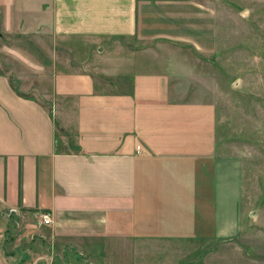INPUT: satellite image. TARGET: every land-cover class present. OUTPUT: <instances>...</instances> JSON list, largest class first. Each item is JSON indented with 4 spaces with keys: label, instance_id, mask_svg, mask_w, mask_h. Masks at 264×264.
Returning <instances> with one entry per match:
<instances>
[{
    "label": "crops",
    "instance_id": "1",
    "mask_svg": "<svg viewBox=\"0 0 264 264\" xmlns=\"http://www.w3.org/2000/svg\"><path fill=\"white\" fill-rule=\"evenodd\" d=\"M209 7L0 0V264H193L240 229Z\"/></svg>",
    "mask_w": 264,
    "mask_h": 264
},
{
    "label": "rangeland",
    "instance_id": "2",
    "mask_svg": "<svg viewBox=\"0 0 264 264\" xmlns=\"http://www.w3.org/2000/svg\"><path fill=\"white\" fill-rule=\"evenodd\" d=\"M204 1L210 6L206 28L224 63V139L243 154L240 229L224 236L211 231L208 237H195L194 248L182 249H188V256L193 253V264H264V0ZM210 70L217 75L215 66ZM141 204L140 199L136 208Z\"/></svg>",
    "mask_w": 264,
    "mask_h": 264
},
{
    "label": "built area",
    "instance_id": "3",
    "mask_svg": "<svg viewBox=\"0 0 264 264\" xmlns=\"http://www.w3.org/2000/svg\"><path fill=\"white\" fill-rule=\"evenodd\" d=\"M51 221V215L47 211H41L39 212L36 223L37 225L43 224V223H49Z\"/></svg>",
    "mask_w": 264,
    "mask_h": 264
},
{
    "label": "water",
    "instance_id": "4",
    "mask_svg": "<svg viewBox=\"0 0 264 264\" xmlns=\"http://www.w3.org/2000/svg\"><path fill=\"white\" fill-rule=\"evenodd\" d=\"M254 213H255V209L250 211V215H254Z\"/></svg>",
    "mask_w": 264,
    "mask_h": 264
}]
</instances>
